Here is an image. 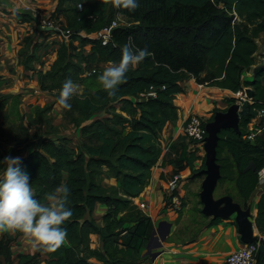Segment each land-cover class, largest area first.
Listing matches in <instances>:
<instances>
[{"label": "trees", "instance_id": "obj_1", "mask_svg": "<svg viewBox=\"0 0 264 264\" xmlns=\"http://www.w3.org/2000/svg\"><path fill=\"white\" fill-rule=\"evenodd\" d=\"M118 15L127 23L112 29L111 41L102 44L90 38ZM59 16L65 19L59 28L73 33L65 37L59 29L38 31L34 26L38 36L31 33L22 38L18 57H22L27 69H34L33 62L42 67L39 53L43 48H39L38 39L41 41L46 34H62L70 39L52 51L55 58L47 63L45 71L38 69L36 74L40 90L51 94L69 79L85 86L81 94L71 98V110L63 109L67 122L79 132L78 143L72 146L69 138L58 141L50 136L34 139L19 124L24 137L17 147L35 144L20 158L37 199L43 201L60 184L69 186L73 215L64 225L67 244L48 251L44 260L39 258L44 250L13 257L14 237L3 233L0 264H90L91 257L105 264H138L153 224L132 199L148 185L163 154L161 132L168 122L178 118L174 98L188 77L232 94L246 90L237 130L227 128L218 133L215 162L220 169L219 182L234 181L238 197L243 201L249 198L258 184L257 171L264 167V118L253 128L259 130L254 143L244 138L257 110L264 107V59L258 61L256 57L257 39L264 33V0H139V7L133 12L112 7L110 0H57L49 17L57 22ZM21 19L22 23L39 24L37 14L31 17L22 13ZM74 38L79 39V47L73 48ZM129 41L138 48H147L151 54L130 69L114 96H108L97 79L103 70L93 64L117 62L122 46ZM74 50L82 51L80 57L87 60L83 66L73 56ZM246 72L251 73V78L246 79ZM150 91L154 96H147ZM10 97L11 107L20 119L19 95ZM131 98L136 99L135 103ZM8 99L0 101V108ZM231 99L233 96L228 98ZM114 103L121 104V112L116 111ZM43 108L37 110L39 118L43 110L51 109L50 105ZM216 111L225 109L215 108ZM100 112L106 116L93 118ZM1 141L3 167L5 157H13V148L9 145L2 151ZM194 159L189 158V165ZM249 164L254 169L248 168ZM202 165L205 167L204 160ZM109 177L118 186L104 185V178ZM96 203L108 207L102 227L93 218H86ZM219 219L213 218L210 223ZM257 225L264 230V193L258 201ZM92 233L100 235L103 253L91 248Z\"/></svg>", "mask_w": 264, "mask_h": 264}, {"label": "crops", "instance_id": "obj_2", "mask_svg": "<svg viewBox=\"0 0 264 264\" xmlns=\"http://www.w3.org/2000/svg\"><path fill=\"white\" fill-rule=\"evenodd\" d=\"M56 2L57 0H0V74L3 77L0 76L1 80L5 82H15V87H10L8 93L19 95L20 103L22 96L30 95L33 92L32 86L35 88L34 91L37 90L36 73L38 69H42L41 71L47 69V63L41 67L35 62L32 63L33 70L27 69L22 65V57H18V52L22 48V38L31 33L35 36L34 26L38 31H41L38 29V22L22 23V13L32 17L35 10L49 15L53 12ZM37 36L38 34L35 38ZM263 38L264 33H261L258 39L262 40ZM49 56L53 60L55 52ZM256 56L258 61L264 59V52ZM245 77L246 79L251 78V73L246 72ZM181 86L182 91L176 93L174 98V103L178 106V118L168 122L161 132L162 146H169L168 150L163 152L153 168L152 177L141 195L132 199L138 208L143 205V208L140 209L151 219L153 229L160 228L162 232L168 229V234L160 248L152 249V252H159L154 260L145 255L150 237L148 242L145 240L143 243L145 249L140 253L141 259L138 264H225L226 256L246 243L259 242L260 246L264 248V230H260L257 225L258 201L264 193V167L257 171L258 184L246 201L238 197L234 181L219 182L218 177L213 187L212 201L214 203L225 199L228 201L219 204L212 216L205 215L202 211L203 215L207 217V222L197 227L192 235L188 234L189 237L183 238L186 236L184 234H187V226L176 223L178 217L172 209L171 197L177 196L179 201L185 202V209L190 206V203H187V198L192 199L195 195L203 205L200 201V192L205 177L206 166L204 167L202 164L203 160L205 163L206 155L198 149L197 143L190 142L183 136L181 127L189 114L206 116L213 109L222 108L225 100L231 98L233 94L218 87L200 84L193 77L186 78ZM104 116L106 114L100 112L93 118ZM258 122L259 118L254 117L247 126L248 130L253 129ZM76 134H79L78 130ZM192 156L195 159L192 165H189L188 160ZM248 168L254 169V165L249 164ZM174 174H179L180 180L177 182L176 189L171 190L169 182ZM200 174H202V179L193 182L191 188L194 190H192L188 187L189 183L192 182L191 179L194 176ZM103 184L118 186L116 180L111 177L104 178ZM107 210L108 207L104 203H96L92 213L86 218H93L96 224L102 227L103 215ZM213 218H220V221L210 223ZM131 225L125 224L126 227ZM3 232L14 237L11 247L13 257L18 254H34L36 252L33 251L29 239L22 233L0 230V235ZM63 244H67L66 239ZM90 246L94 250L104 252L103 243L97 233L90 235ZM257 255L253 264H263L264 250L261 259L257 260ZM47 257L48 251L40 252V260ZM89 262L90 264L103 263L95 257H91Z\"/></svg>", "mask_w": 264, "mask_h": 264}, {"label": "clouds", "instance_id": "obj_3", "mask_svg": "<svg viewBox=\"0 0 264 264\" xmlns=\"http://www.w3.org/2000/svg\"><path fill=\"white\" fill-rule=\"evenodd\" d=\"M112 7L129 12L139 7V0H110ZM151 53L138 48L131 41L125 43L117 62H110L97 77L108 96H114L131 68L138 66ZM78 87L71 79L59 90L56 103L71 110L72 97ZM20 157H5L0 167V230L20 232L29 239L33 251L54 252L65 242L64 227L73 215L69 206L70 188L64 183L56 186L41 201L36 198L28 173L21 167Z\"/></svg>", "mask_w": 264, "mask_h": 264}, {"label": "rangeland", "instance_id": "obj_4", "mask_svg": "<svg viewBox=\"0 0 264 264\" xmlns=\"http://www.w3.org/2000/svg\"><path fill=\"white\" fill-rule=\"evenodd\" d=\"M45 15H48L44 13ZM49 16V15H48ZM117 17V16H116ZM59 21H55V18H50V20L55 22V25L60 27L61 22L65 23V19L63 16L58 17ZM118 22L123 25L126 23L125 18L123 16H119V19H117ZM42 39H38L39 48H45L44 50H40L39 57H42V64H50V61L52 60V57L49 55L52 53V51L57 50V46L60 45L63 42H70V39L66 40V38L60 34H46L41 36ZM24 38V37H23ZM23 40V39H22ZM73 48L80 46L79 39L74 38L73 39ZM258 43V53L257 55L264 52V38L257 39ZM45 44V45H44ZM56 45V46H55ZM75 51V54L73 56L76 57L77 61L83 66L84 62L86 63V59L81 56V50ZM44 52V53H43ZM80 57V59L78 58ZM257 57V56H256ZM110 62H106L103 64H93V66H97L96 68L99 70H103L105 67L108 66ZM48 64L46 67H48ZM91 67V66H90ZM1 75V74H0ZM87 75V72H86ZM3 77V75H1ZM0 76V101L6 97H9L4 107L0 108V139L1 142V149L2 151H6V149L10 146H12V156L13 157H20L25 152H27L30 149H33L35 144L29 145V148H24L22 146L17 147L18 143L21 142L22 138L24 137L22 135V132L19 128V124H21L24 128V131H28V133L32 136L39 137V136H50L58 141L61 140V138H67L70 139L69 144L70 145H77L78 143V135L76 134L77 128L73 126L72 124L68 123L66 118L63 114V109L56 103V93H59V91L51 94L47 91L40 90V87L38 86L37 90L34 91V87L32 86L31 90L33 91L30 95H24L22 96L20 106L18 108L20 114L22 115L19 119V116H17L16 111L11 107L10 99H12L10 96L11 94L8 93L10 87H15V82L11 83V81H3L1 80ZM78 87V93L81 94L85 86L83 84H75ZM22 88V87H20ZM234 98V97H233ZM143 97H140V101H144ZM133 103H135L136 99L131 98L130 99ZM226 99L224 102V105L222 108L219 109H227L231 104L236 103L235 98L228 100ZM238 113L240 114L242 105L240 103H237ZM45 105L51 107L43 110L42 116L38 117V108L44 109ZM117 112H121V104L120 103H114L113 105ZM218 112V111H216ZM214 109L210 114H206V116L201 117V123L204 128L210 123V120L214 119L215 113ZM4 116H6V119H4ZM239 115H238V124H239ZM13 125V126H12ZM12 128V130L10 129ZM207 130V129H206ZM246 136V135H245ZM15 137L14 141H11ZM34 143V142H33ZM22 144V143H21ZM26 145V144H25ZM204 145L201 146V144H198V149L203 152L204 155H206V151L204 150ZM202 174L194 176L189 183V188L193 185V182L196 180L202 179ZM201 176V177H200ZM204 177V176H203ZM198 184V183H197ZM198 187V186H197ZM192 189V188H191ZM194 190V189H192ZM196 190V189H195ZM188 202L190 203V206L188 209H185L184 206L186 205L185 202H182L180 200L179 207H173L172 209L177 214L176 216L177 221L179 225L182 224V226H187V234L185 233L183 238L189 237L188 234H193L194 230L199 227L200 225H203L207 222V217H205L202 213L203 205L200 204L198 198L196 195L191 199L187 198ZM198 200V201H197ZM181 228V227H179ZM6 233V232H3ZM2 233V234H3ZM180 238V237H178ZM149 240H147L148 242ZM154 241H151V244H153ZM147 244V243H146ZM145 249V246L143 247V250ZM15 257V256H14Z\"/></svg>", "mask_w": 264, "mask_h": 264}, {"label": "built area", "instance_id": "obj_5", "mask_svg": "<svg viewBox=\"0 0 264 264\" xmlns=\"http://www.w3.org/2000/svg\"><path fill=\"white\" fill-rule=\"evenodd\" d=\"M78 9L82 10L81 4H78ZM34 12H35V14H37L38 19H39V25H41L42 27L51 26V27H54L56 29H59L60 32L65 37H67L73 33L72 31L61 29L59 27L54 26L53 21L50 20V17L48 15H45L42 12L41 13L36 12L35 10H34ZM119 16L120 15L115 17L109 25L100 29L95 34V36H90V38L98 39L101 41L102 44H107L109 41H111L112 29L121 25L117 20V19H119ZM136 23H138V22H136ZM147 96H154V92L153 91L148 92ZM233 97L235 98L236 104L240 103V105H242L244 103V100H246L247 92L245 89L238 90L235 93H233ZM256 117H258L259 119L264 118V107L257 110ZM181 130H182L183 136L187 140H189L190 142L201 144V146L204 145L205 139L207 137V130H206V128H204L202 126L201 116L194 114V113L189 114L187 119L185 120L184 124L182 125ZM258 132H259L258 129H255V130L250 129L249 132L246 134V136H244V138L247 140H253V138L255 137V134ZM168 147L169 146L166 145V147L163 148V152H166L168 150ZM179 180H180L179 174H174L172 176V179L169 182V186H170L171 190L176 189L177 182ZM171 204H172L171 205L172 207H177V206L179 207V205L181 203H180L177 196H172L171 197ZM140 208L142 209L143 205H141ZM259 245H260L259 242H251V243H246V244L242 245L241 247H239L238 249L234 250L232 253H230L226 256L225 264H253L255 259H256V255H257ZM102 264H105V263H102ZM263 264H264V261H263Z\"/></svg>", "mask_w": 264, "mask_h": 264}, {"label": "water", "instance_id": "obj_6", "mask_svg": "<svg viewBox=\"0 0 264 264\" xmlns=\"http://www.w3.org/2000/svg\"><path fill=\"white\" fill-rule=\"evenodd\" d=\"M38 29L43 31H52L55 30L54 27H42L38 25ZM238 104H231L225 111H218L214 115V119L210 121V123L206 126L207 129V137L204 143V150L206 151L205 156V166L206 169L204 171L205 177L202 182V190L200 192V201L203 204V213L208 216H212L215 214L216 207L224 201H228V199L221 200L219 202L212 201V193L213 187L219 177V166L215 162L216 159V145L218 142V133L222 129L227 128H238ZM251 143H254L251 140ZM161 225V224H160ZM163 225V224H162ZM168 234V229L165 232H162L160 228L153 229L150 235V241L146 245V254L150 256L152 260H154L159 252H152L154 248H160L162 246V242H164L166 236ZM151 241H154L151 244ZM251 243V242H249ZM264 248L259 245L257 251V260L261 259L263 256Z\"/></svg>", "mask_w": 264, "mask_h": 264}]
</instances>
